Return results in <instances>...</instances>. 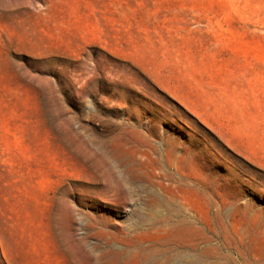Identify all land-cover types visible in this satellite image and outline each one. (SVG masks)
Wrapping results in <instances>:
<instances>
[{"label":"rangeland","instance_id":"374dc122","mask_svg":"<svg viewBox=\"0 0 264 264\" xmlns=\"http://www.w3.org/2000/svg\"><path fill=\"white\" fill-rule=\"evenodd\" d=\"M0 264H264V0H0Z\"/></svg>","mask_w":264,"mask_h":264}]
</instances>
